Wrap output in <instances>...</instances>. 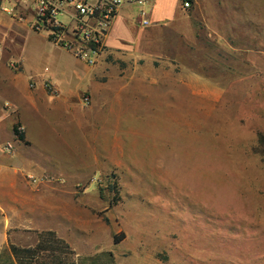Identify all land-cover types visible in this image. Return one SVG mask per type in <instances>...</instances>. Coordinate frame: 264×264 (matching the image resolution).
Instances as JSON below:
<instances>
[{
	"label": "rangeland",
	"instance_id": "1",
	"mask_svg": "<svg viewBox=\"0 0 264 264\" xmlns=\"http://www.w3.org/2000/svg\"><path fill=\"white\" fill-rule=\"evenodd\" d=\"M184 1L145 0L156 39L152 56L137 60L151 64L146 81L122 60L108 93H79L67 113L47 109L61 93L42 81L44 121L26 117L29 150L42 170L54 166L32 177L56 216L35 230L15 229L20 239L10 230L14 246L34 248L50 231L72 251L56 253L65 264H264V158L255 152L264 138V0H188V8ZM123 8L106 44L142 50L147 30L137 10ZM1 41L11 44L9 69L20 56L26 73L55 74L63 90L79 83L70 53L2 12ZM55 257L0 256V264Z\"/></svg>",
	"mask_w": 264,
	"mask_h": 264
},
{
	"label": "crops",
	"instance_id": "2",
	"mask_svg": "<svg viewBox=\"0 0 264 264\" xmlns=\"http://www.w3.org/2000/svg\"><path fill=\"white\" fill-rule=\"evenodd\" d=\"M160 2V1H159ZM162 2V1H161ZM160 2V3H161ZM162 4V3H161ZM160 4V5H161ZM128 8H123L118 13L114 24L117 25L119 14L122 11H127ZM160 12V11H159ZM150 19L153 15L150 14ZM167 17H171V12L167 13ZM153 19V18H152ZM163 18H156L152 21L155 23L161 22ZM11 20V19H10ZM151 21V22H152ZM12 23H17L11 20ZM117 22V23H115ZM115 25H112L115 26ZM10 26H7L9 28ZM20 27V26H18ZM111 27V28H112ZM149 28V29H148ZM146 28L147 44L144 45L142 50L136 48V44L133 43L128 45L125 41H120L116 44H106L105 52L101 55L99 62L88 67L84 63L77 60L75 57V67L72 75L79 79V83L74 89H61L60 82L56 80L55 74H48L39 77V75H34L32 72H25V67L23 65L22 58L18 56L16 61L18 62V71H13L8 68L5 63V56L12 52H9L11 44H6L1 41L0 44V54H3L0 58V256L1 259L9 260V258L14 259L12 256L9 245H14L10 234V230H13L14 238L20 239L14 231L22 230H35V227L42 225L41 220L46 217L50 219L56 216L55 205L45 204L41 200L40 195V183H32L28 179L29 176L40 177L47 175L52 169V164L46 166V169L42 170V164L38 160L32 159V153L29 150L33 145L30 137V125L27 116H33V114L41 115L38 112V107L40 106V98L45 93H42V81L47 79L51 81L55 87L60 91L61 95L59 98L50 102L47 109H55L53 107H59L62 113L70 112L72 103H70V98L77 96L79 93H108L110 82L114 80L115 74L119 75L121 72L118 69L119 62L122 60H129L134 63L132 68L135 76H141L145 74L144 81L147 79V72L151 78L152 70L150 63L143 61L144 67L139 64L137 66V60L144 57H151V53L147 52V48L150 49L156 43V39L149 38L152 34V26ZM160 29L158 28V31ZM160 33V31L158 32ZM159 35V37H160ZM5 38V34L2 35ZM159 40V38H158ZM56 48V47H55ZM64 52V51H63ZM67 53V52H65ZM123 53V54H122ZM68 54V53H67ZM150 54V55H149ZM69 55V54H68ZM142 72V73H140ZM36 78V89L35 91L28 90V84L30 80ZM39 78V79H38ZM83 83V84H82ZM64 88V87H63ZM120 89V88H118ZM3 103H8L10 105V111H5L2 107ZM46 103V102H45ZM45 108V107H44ZM38 109V110H37ZM46 109V110H47ZM27 110L32 112V114H27ZM43 115L39 116L41 121L43 120ZM18 122L19 125L24 127V141H14V134L12 131L13 125ZM37 124V123H36ZM34 122V127H35ZM33 127V128H34ZM13 141L18 142L14 144V150L12 153H5L2 150L3 145ZM12 143V142H11ZM51 163V161H49ZM42 170V172H36L35 170ZM37 175V176H36ZM38 179V178H36ZM39 181V179L37 180ZM46 208L49 212L42 213L41 210ZM52 212V214H51ZM46 223V222H45ZM27 227V228H26ZM23 239V238H22ZM11 242V243H10ZM5 254L4 256L2 254ZM3 263V262H2Z\"/></svg>",
	"mask_w": 264,
	"mask_h": 264
},
{
	"label": "built area",
	"instance_id": "3",
	"mask_svg": "<svg viewBox=\"0 0 264 264\" xmlns=\"http://www.w3.org/2000/svg\"><path fill=\"white\" fill-rule=\"evenodd\" d=\"M144 4L145 0H0V12L13 21L25 23L33 32L44 33L54 47L94 66L105 52L106 38L123 7L137 10L140 25L149 26V10ZM189 5L190 1L185 0L183 7ZM10 68L18 71V63H11ZM53 86L51 81L45 82L52 93L55 92ZM4 107L9 108V105ZM23 130L21 125L17 127L18 133ZM2 150L12 153L13 144L7 143ZM28 179L37 182L31 176Z\"/></svg>",
	"mask_w": 264,
	"mask_h": 264
},
{
	"label": "trees",
	"instance_id": "4",
	"mask_svg": "<svg viewBox=\"0 0 264 264\" xmlns=\"http://www.w3.org/2000/svg\"><path fill=\"white\" fill-rule=\"evenodd\" d=\"M19 126V123L16 122L13 127L12 131L14 136L18 141H24V135L23 133H18L17 127ZM255 152L264 158V138H260V140L257 143V146L255 148ZM124 239V234L119 233L118 235L114 236V242L118 243L121 242ZM9 250L18 261H25L30 259H34V257L38 254V252H50L51 255H55V261L51 264H65L63 260L61 259V256H59L56 253H72V251L69 249L68 244L65 243L62 239H59L55 236L53 232H45L38 234V241L34 248H28V249H21L18 248L12 244L9 245ZM104 255H108L104 254ZM111 257V254L108 255Z\"/></svg>",
	"mask_w": 264,
	"mask_h": 264
}]
</instances>
